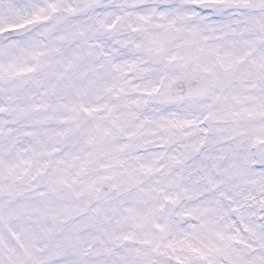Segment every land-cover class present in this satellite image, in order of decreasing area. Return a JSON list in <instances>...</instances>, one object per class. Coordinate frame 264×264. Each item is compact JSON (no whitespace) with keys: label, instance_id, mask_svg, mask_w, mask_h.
Wrapping results in <instances>:
<instances>
[{"label":"snow or ice","instance_id":"obj_1","mask_svg":"<svg viewBox=\"0 0 264 264\" xmlns=\"http://www.w3.org/2000/svg\"><path fill=\"white\" fill-rule=\"evenodd\" d=\"M0 264H264V0H0Z\"/></svg>","mask_w":264,"mask_h":264}]
</instances>
